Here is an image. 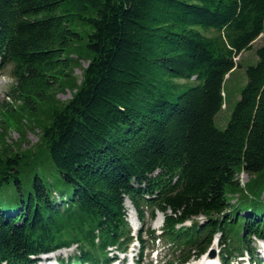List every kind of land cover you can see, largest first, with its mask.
<instances>
[{
	"label": "trees",
	"instance_id": "1",
	"mask_svg": "<svg viewBox=\"0 0 264 264\" xmlns=\"http://www.w3.org/2000/svg\"><path fill=\"white\" fill-rule=\"evenodd\" d=\"M263 31L264 0H0V71L11 67L23 110L72 78L76 43L91 55L39 147L0 149V264L73 243L79 264L107 262V246L123 243L126 195L140 213L171 208L173 240L175 223L200 213L208 242L219 229L264 235V45L227 127L215 121L235 57Z\"/></svg>",
	"mask_w": 264,
	"mask_h": 264
},
{
	"label": "rangeland",
	"instance_id": "2",
	"mask_svg": "<svg viewBox=\"0 0 264 264\" xmlns=\"http://www.w3.org/2000/svg\"><path fill=\"white\" fill-rule=\"evenodd\" d=\"M73 27L77 30L82 31L84 35H86L87 32L91 31V27L87 25L73 23ZM263 45L264 31L260 35V37L254 42V46L251 49L245 51L243 57L241 58V67L236 69L231 74V76L227 79V83H224L223 89L225 96V106L215 118L216 125L219 128L225 129L227 127L234 111V108L241 97V92L247 83V68L248 66L254 65L258 62L257 49ZM69 56L72 58L73 61L72 78L68 81H64L62 88L56 91L54 97L49 102L41 105V108L33 113L23 110L22 102L16 100L13 96H10V92L14 84V78L11 74V67H8L2 72H0L1 150L3 148H6L8 145H12L14 147L16 145V147H20L25 150H30L34 147H39L40 140L43 134L41 124L51 122L50 116L52 112V107L65 104L73 97V95L82 83L85 69L88 66L91 58V55L86 49L84 43H76L73 46ZM2 104L9 105V108H6L9 112L5 109H2ZM13 109L17 110V112H11ZM238 176L239 180L243 185L249 181V174L246 172H240ZM239 197L240 195L237 194L236 197L233 198L232 202L237 201ZM261 198H264V192ZM255 199L256 196L251 193L248 200L250 202L248 203H253L252 201H254ZM129 204L131 205L130 202H128V206ZM129 208L131 209L130 206ZM247 208L246 210L250 212L251 206ZM240 212L244 213V211L242 210ZM156 245L157 243H154L153 245L148 244L145 249L146 253L151 254ZM216 248H218V250L221 249L220 246H217V244L214 243L211 247V250H214ZM159 249L160 256L162 257V261L159 264H164L166 260L171 258V254L169 248L165 247L161 243L159 245ZM73 252V248L62 249L49 256L50 262L44 259L41 260L40 263L45 264L46 262H48L47 264H55V261L57 259H59L60 257H66L72 254ZM149 259H152V257H149Z\"/></svg>",
	"mask_w": 264,
	"mask_h": 264
},
{
	"label": "bare ground",
	"instance_id": "3",
	"mask_svg": "<svg viewBox=\"0 0 264 264\" xmlns=\"http://www.w3.org/2000/svg\"><path fill=\"white\" fill-rule=\"evenodd\" d=\"M129 206L131 207V209H133L132 206H131L130 204H129ZM131 211H133V210H131Z\"/></svg>",
	"mask_w": 264,
	"mask_h": 264
},
{
	"label": "snow or ice",
	"instance_id": "4",
	"mask_svg": "<svg viewBox=\"0 0 264 264\" xmlns=\"http://www.w3.org/2000/svg\"><path fill=\"white\" fill-rule=\"evenodd\" d=\"M211 264H215V262H211Z\"/></svg>",
	"mask_w": 264,
	"mask_h": 264
}]
</instances>
